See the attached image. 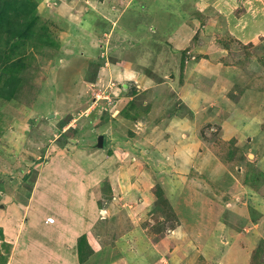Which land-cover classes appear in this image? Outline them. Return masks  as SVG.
I'll return each mask as SVG.
<instances>
[{
	"label": "rangeland",
	"instance_id": "1",
	"mask_svg": "<svg viewBox=\"0 0 264 264\" xmlns=\"http://www.w3.org/2000/svg\"><path fill=\"white\" fill-rule=\"evenodd\" d=\"M33 1L28 36L0 39V89L15 80L0 96V191L27 201L44 168L67 162L52 182L82 181L96 199L81 264L105 248L183 264V245L162 243L180 216L206 247L184 245L190 264H264V0ZM120 197L133 205L117 216ZM60 202L36 205L32 239L0 218V264L28 263L38 237L70 241L54 222L77 207Z\"/></svg>",
	"mask_w": 264,
	"mask_h": 264
},
{
	"label": "crops",
	"instance_id": "2",
	"mask_svg": "<svg viewBox=\"0 0 264 264\" xmlns=\"http://www.w3.org/2000/svg\"><path fill=\"white\" fill-rule=\"evenodd\" d=\"M244 3L245 2L243 1V4ZM241 11H240L241 12L240 14L242 16L246 11L243 8L241 9ZM129 77H130L129 80L131 81L133 76L132 77L129 76ZM166 83H163V84H166ZM218 124L222 126L221 135L230 137L231 135L230 125H228L227 122H222ZM63 163L66 164L67 162H62L60 165L51 164V166H47L46 168L42 170V172L38 175V178L36 179V185L32 188V190H30V193L27 197V201L22 200V203H19L13 197V195L15 194L14 192L0 191V195H2V197L0 198L1 199L0 200V218H3L4 220V217H5V221H2L1 226L4 227L3 229L4 232L7 231L8 228H9L8 231L13 230L12 225L16 224V227L20 226V228L17 229L16 234L14 236V238L17 240L18 238L20 239L23 236V234H26V237L30 236L31 239L37 236L36 229L38 225L40 224V222L44 221V217L40 215L32 216L33 211L36 213L35 211L36 205H37V209L44 210L45 206H42V205L48 202H51V201L61 200V202L56 206L57 208H59L62 205V200H64V202H67V204H69L71 208L77 207L74 211L76 212V214L74 213L72 216H69V217L68 215L67 217L64 216L66 219L64 222L60 220V218L58 217H56V220L54 222L55 226H56V223L60 224V227H61L59 229V231L61 232L60 235L66 236L67 234L71 242L67 240L68 243H61L60 245H58L57 243L54 248L56 250H51V248L50 250H48L47 246L46 247L44 246L45 243L41 240L40 237H38L40 239L39 248L38 250H30V252L28 251L29 262L27 263V260H28L27 259L28 257H27L25 264H29V263L30 264H62L61 256L64 259L65 264H81V262L79 263L78 261V258H79L78 250H75L74 248V246L76 248L78 246V243L76 244L75 241H77V238L79 240V238L82 236H86L88 239V236L86 234H89V232H92L93 230L92 223L95 222L94 220L97 216L95 212V206H94L96 199L94 198L92 199V197H90V195H88V193L85 192L87 191L88 188L86 187V185L82 184V181L79 183V185L80 186L83 185V191H84L83 196L80 193L81 192L80 186L75 187L69 184L68 182H66V180L70 179L69 177H67L65 180L63 179L64 182L60 183V184H63V187H57V185L52 182L53 178L61 177V174L65 173V169L62 167ZM201 164L202 162L200 164L198 163L196 168L200 169ZM183 165H184L183 166L184 170L187 171L189 170L191 163L189 164V162L186 161L184 162ZM192 165L191 167H193ZM65 174L67 175V172ZM62 188L63 190L62 192H60V189ZM185 195L187 194L185 193ZM122 198L120 200L116 199L115 200L116 202H114L111 208L113 212L115 213V215L117 216L120 211H125L127 213L128 206L130 205L132 207L133 205V203L130 202L128 199H122ZM152 202H154L153 199H152ZM82 203L84 205H82ZM134 206H133V209H134ZM145 209L146 207L142 208L136 213V215L139 216ZM62 210L64 213H66L65 211L67 210L68 212L72 211L65 207H62ZM88 212H90V218L89 220L87 218L88 223H86V217H88L89 215ZM10 214L12 216H10ZM23 214L27 216L26 222L21 221V217L23 216ZM209 219L210 217H207V219L201 221V217H200L199 219L196 218V221H197L196 224L194 223L193 220H191V222L194 225H197V230H199V227H203L206 223H211L209 222ZM48 223L46 220L45 224L49 225ZM180 223L181 224L177 228L169 230L168 233L171 235L172 238H168L165 236L164 238L165 243L164 241L162 243L165 244V247L167 245V248H168L169 243H173V242L176 244L181 243L183 245V249H181L180 251L183 250L181 254L184 255V260H185L183 264H190L191 262L187 261L188 257L186 255L187 253L184 251V245L192 241V243L194 244L193 246H195V244L197 243V239H199L200 235L195 236L197 232L193 234L189 230L187 229L185 230L183 227V218H181V216H180ZM20 224H22V226ZM7 225H9V227H7ZM224 229L225 228H222V230ZM71 231H74V233ZM140 231L142 232V230ZM142 234H146V231ZM135 237L136 236H133V238ZM224 243L227 244V240H225ZM88 244L90 245L89 242ZM206 244L208 245V243ZM154 245L156 244H153V246ZM195 248L196 250L198 249L199 251L200 250L203 251L204 248L206 247H204V244H203L202 247L195 246ZM106 252L108 255L105 254ZM175 255L177 256V254ZM200 255L201 254L198 255V253L196 252L194 253L195 259H193V261L195 263H197L198 260L201 259ZM251 257H252V254H251ZM156 259L158 260V263L159 261L162 260L164 264H167V258H165L163 255H158ZM204 259L205 260L201 262H203L204 264H208L207 258L205 257ZM90 260L92 261V264H148V263H145L146 259H143L139 251H137L136 253L135 252L128 253V250H108L107 248L99 252L97 250L95 252H90L86 262ZM250 262H251V258H250ZM12 264H15V263H12ZM228 264H234L233 260L231 259L228 262Z\"/></svg>",
	"mask_w": 264,
	"mask_h": 264
},
{
	"label": "trees",
	"instance_id": "3",
	"mask_svg": "<svg viewBox=\"0 0 264 264\" xmlns=\"http://www.w3.org/2000/svg\"><path fill=\"white\" fill-rule=\"evenodd\" d=\"M35 2L33 0H0V27L5 29L7 35L3 36L0 34V39L4 37H18L23 39L28 36L29 27L34 24V12H35ZM24 18L23 21L18 22L15 20ZM2 41V40H1ZM15 80L8 81L4 88L0 89V96L8 95L12 92ZM239 86L237 87V89ZM239 90V89H238ZM217 126L213 124V126ZM220 125V124H218ZM220 128V127H219ZM222 129L220 128V133ZM78 253L79 258L88 248L87 237L82 236L78 240Z\"/></svg>",
	"mask_w": 264,
	"mask_h": 264
},
{
	"label": "water",
	"instance_id": "4",
	"mask_svg": "<svg viewBox=\"0 0 264 264\" xmlns=\"http://www.w3.org/2000/svg\"><path fill=\"white\" fill-rule=\"evenodd\" d=\"M54 117V116H51ZM59 117V116H58ZM104 142V136H100L98 140V147H102Z\"/></svg>",
	"mask_w": 264,
	"mask_h": 264
}]
</instances>
